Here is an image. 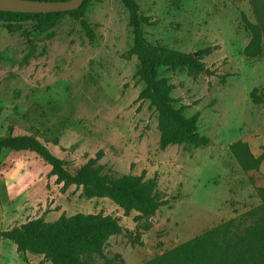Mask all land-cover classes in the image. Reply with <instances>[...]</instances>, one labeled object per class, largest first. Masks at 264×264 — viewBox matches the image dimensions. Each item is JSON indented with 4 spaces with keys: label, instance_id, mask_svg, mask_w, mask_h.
I'll list each match as a JSON object with an SVG mask.
<instances>
[{
    "label": "rangeland",
    "instance_id": "1",
    "mask_svg": "<svg viewBox=\"0 0 264 264\" xmlns=\"http://www.w3.org/2000/svg\"><path fill=\"white\" fill-rule=\"evenodd\" d=\"M136 2L154 22L144 28L148 42L193 54L204 65L197 75L187 69L162 74L173 85L175 106L186 117L198 115V133L208 143L161 149L157 113L139 99L143 85L136 77L138 60L128 54L133 35L121 0H86L92 42L71 16L24 23L18 33L0 28V137L32 134L70 171L97 158L102 174L113 179H152L164 202L151 217L126 215L109 198L87 199L81 187L58 183L35 154L5 151L0 232L60 212L110 215L122 232L91 264H171L165 254L213 230L220 250L243 247L246 230L264 225L258 210L264 187V0ZM244 20L260 34L255 58L243 53L252 38ZM205 49L210 53H201ZM253 89L259 104L250 97ZM238 141L263 157L257 169L247 171L235 159L230 147ZM30 192L32 206L31 195L22 197ZM13 245L0 243V264H50L42 256L19 255Z\"/></svg>",
    "mask_w": 264,
    "mask_h": 264
},
{
    "label": "trees",
    "instance_id": "2",
    "mask_svg": "<svg viewBox=\"0 0 264 264\" xmlns=\"http://www.w3.org/2000/svg\"><path fill=\"white\" fill-rule=\"evenodd\" d=\"M54 1V0H39ZM67 1V0H62ZM83 4L76 10L55 13H13L0 11V28L8 33H18L24 23L59 19L71 16L77 20L87 38L95 39L94 31L84 18ZM128 12V24L133 35L132 46L128 54L138 60L136 77L143 89L139 99L149 102L155 109L160 132V147L165 149L172 145L201 147L208 143V138L198 133V115L186 117L180 108L175 106L171 96L173 85L162 74V69H187L197 75L204 71V65L193 54L170 50L164 46L153 45L145 37L144 28L153 26L150 16L145 15L136 0H121ZM245 21L252 38L243 53L248 58H255L261 52L260 34L255 25ZM54 22H52V25ZM210 49L201 53L209 54ZM256 89L250 92L255 104L260 98L255 96ZM230 150L241 167L247 171L258 168L263 157H254L247 144L238 141ZM32 153L50 167V175L57 178L65 187L76 185L82 188L87 199L109 198L128 215L135 211L139 217L153 216L163 200L154 192V181H144L142 176L125 175L113 179L102 174L97 158L90 159L75 171H70L65 161L56 157L32 134L13 135L9 132L0 137V153ZM262 204L258 207L264 218V187L258 190ZM264 223V219H263ZM118 220L110 215L76 213L72 216L61 215L54 222L43 218L28 221L9 230L1 231L0 237L16 246L19 255L31 253L42 256L50 264H91L92 256L102 255L103 248L111 236L121 234ZM213 230L198 236L165 254L171 264H260L264 249V225L250 227L246 230L243 247L231 244L220 250L214 243ZM258 255L255 256L254 252Z\"/></svg>",
    "mask_w": 264,
    "mask_h": 264
},
{
    "label": "water",
    "instance_id": "3",
    "mask_svg": "<svg viewBox=\"0 0 264 264\" xmlns=\"http://www.w3.org/2000/svg\"><path fill=\"white\" fill-rule=\"evenodd\" d=\"M85 0H0V11L13 13H55L78 9Z\"/></svg>",
    "mask_w": 264,
    "mask_h": 264
},
{
    "label": "crops",
    "instance_id": "4",
    "mask_svg": "<svg viewBox=\"0 0 264 264\" xmlns=\"http://www.w3.org/2000/svg\"><path fill=\"white\" fill-rule=\"evenodd\" d=\"M6 170H8V168L6 169ZM5 170V171H6ZM2 182V181H1ZM30 195H31V206L33 205V203H32V199H33V194H32V192H30V193H27V194H24L22 197L27 201V199H30L29 197H30ZM27 204L28 205H30V203H28L27 202ZM25 208H27V207H25ZM62 214H64L63 212H60V214L57 216V217H55L54 218V216H50V214L49 215H46L44 218H45V221L46 222H54V221H56V220H58V218L62 215ZM2 224V219H0V225ZM3 231V230H2ZM5 231V230H4ZM0 239H1V244L3 245H5L6 243H9L10 241H8V240H5V239H3V238H1L0 237ZM10 245H12V244H10ZM13 247H14V249L16 250V247L13 245Z\"/></svg>",
    "mask_w": 264,
    "mask_h": 264
}]
</instances>
